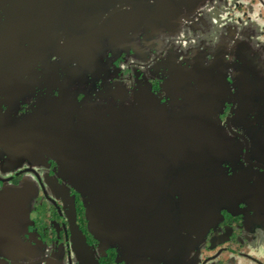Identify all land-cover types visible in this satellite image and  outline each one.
Wrapping results in <instances>:
<instances>
[{"label": "flooded vegetation", "instance_id": "1", "mask_svg": "<svg viewBox=\"0 0 264 264\" xmlns=\"http://www.w3.org/2000/svg\"><path fill=\"white\" fill-rule=\"evenodd\" d=\"M192 1L0 0V264L264 263V59Z\"/></svg>", "mask_w": 264, "mask_h": 264}, {"label": "rangeland", "instance_id": "2", "mask_svg": "<svg viewBox=\"0 0 264 264\" xmlns=\"http://www.w3.org/2000/svg\"><path fill=\"white\" fill-rule=\"evenodd\" d=\"M187 7L192 9L195 15L202 17L199 25L209 26L208 30L201 32V36L204 35L207 38L215 36L219 39L221 33L232 29L231 35L243 42L242 55L246 52L264 59V0H195L188 2ZM232 12H235V16H228V13ZM182 29L185 39L195 37L196 34L188 27ZM196 42L200 40L196 39L194 43ZM257 79L260 80V77ZM258 84H260L259 81ZM256 247V244H252V251H259Z\"/></svg>", "mask_w": 264, "mask_h": 264}, {"label": "water", "instance_id": "3", "mask_svg": "<svg viewBox=\"0 0 264 264\" xmlns=\"http://www.w3.org/2000/svg\"><path fill=\"white\" fill-rule=\"evenodd\" d=\"M69 153V152H68ZM67 153V154H68ZM72 153V152H71ZM68 156V155H67ZM56 157H58L57 155H56ZM59 158V157H58ZM60 159V158H59ZM220 184H222L221 182H220ZM6 210V208L1 204V202H0V213H1V216L2 217H7V216H9V214L5 211ZM4 223H7L8 224V221L6 222V221H2V224H0V227H3L4 226Z\"/></svg>", "mask_w": 264, "mask_h": 264}]
</instances>
